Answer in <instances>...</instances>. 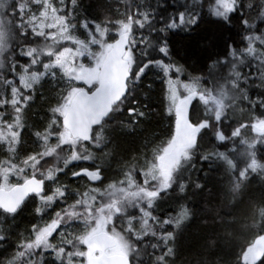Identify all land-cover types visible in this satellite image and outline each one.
Here are the masks:
<instances>
[{"label": "snow or ice", "instance_id": "6c2138e0", "mask_svg": "<svg viewBox=\"0 0 264 264\" xmlns=\"http://www.w3.org/2000/svg\"><path fill=\"white\" fill-rule=\"evenodd\" d=\"M0 264H264V0H0Z\"/></svg>", "mask_w": 264, "mask_h": 264}, {"label": "trees", "instance_id": "16d2710c", "mask_svg": "<svg viewBox=\"0 0 264 264\" xmlns=\"http://www.w3.org/2000/svg\"><path fill=\"white\" fill-rule=\"evenodd\" d=\"M85 2H87V0H85ZM153 102H154V105L157 108L160 107V105H159V99H158V89H157V96H155L153 98ZM154 125H155V122H154ZM165 127H166V124L160 123L158 125V130H161L162 131ZM186 242L190 246H194L196 244L197 241H196V225L195 224L193 225L192 229L187 234V236H186Z\"/></svg>", "mask_w": 264, "mask_h": 264}]
</instances>
